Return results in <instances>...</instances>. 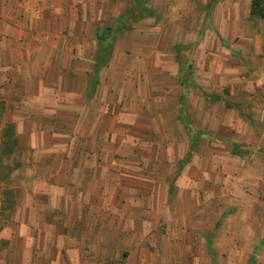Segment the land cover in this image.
I'll list each match as a JSON object with an SVG mask.
<instances>
[{
	"label": "crops",
	"instance_id": "crops-1",
	"mask_svg": "<svg viewBox=\"0 0 264 264\" xmlns=\"http://www.w3.org/2000/svg\"><path fill=\"white\" fill-rule=\"evenodd\" d=\"M106 1L0 0V264H142L200 225L264 264V14Z\"/></svg>",
	"mask_w": 264,
	"mask_h": 264
},
{
	"label": "rangeland",
	"instance_id": "rangeland-1",
	"mask_svg": "<svg viewBox=\"0 0 264 264\" xmlns=\"http://www.w3.org/2000/svg\"><path fill=\"white\" fill-rule=\"evenodd\" d=\"M114 2H109V5H113V7H117L118 3H121V7L125 5V7L130 6L132 11V17H137L142 15L143 8L141 3L146 0H113ZM148 2L155 3L156 0H147ZM107 4L108 2L105 0H101V3ZM143 26V25H141ZM141 26H137L141 28ZM101 27H105L102 25ZM101 32H107L105 28L101 29ZM219 90L214 89L213 94L221 93ZM170 154V153H167ZM200 189V188H199ZM201 191V189H200ZM8 195L5 192V197ZM2 191L0 190V208L2 203ZM152 207H155L157 202L156 200L150 201ZM214 210V209H213ZM213 210L211 212H213ZM200 213V212H199ZM197 213V215H199ZM6 217L0 214V228L4 224V220ZM149 219H155L154 214L149 216ZM150 227V225H149ZM201 229H207L205 231L198 232L196 235L197 241L194 246H189L187 233H184V241L181 242L180 245L173 243L171 240V230L167 231L168 238L161 239L162 234H166L165 229H161L159 226L149 231V242L147 246V251L142 254V264H237L236 259L230 260V257L234 256L235 246L232 247L225 246L222 236L223 233L221 231H216L217 226H205L200 225ZM212 229V230H211ZM151 233L152 240H151ZM230 234L229 232L226 235ZM207 236L211 237V241L205 242ZM213 239V240H212ZM257 247L251 248L250 246L242 249V261L243 263L238 264H253L251 263V255ZM247 261L249 263H247Z\"/></svg>",
	"mask_w": 264,
	"mask_h": 264
},
{
	"label": "trees",
	"instance_id": "trees-1",
	"mask_svg": "<svg viewBox=\"0 0 264 264\" xmlns=\"http://www.w3.org/2000/svg\"><path fill=\"white\" fill-rule=\"evenodd\" d=\"M254 3V12L261 16L264 14V0H253Z\"/></svg>",
	"mask_w": 264,
	"mask_h": 264
}]
</instances>
